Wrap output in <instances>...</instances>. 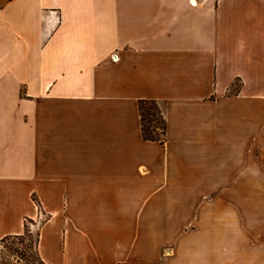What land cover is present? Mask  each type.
<instances>
[{
  "label": "crops",
  "instance_id": "obj_1",
  "mask_svg": "<svg viewBox=\"0 0 264 264\" xmlns=\"http://www.w3.org/2000/svg\"><path fill=\"white\" fill-rule=\"evenodd\" d=\"M259 146L264 0H0V243L42 214V264H220L200 226L264 189Z\"/></svg>",
  "mask_w": 264,
  "mask_h": 264
},
{
  "label": "rangeland",
  "instance_id": "obj_2",
  "mask_svg": "<svg viewBox=\"0 0 264 264\" xmlns=\"http://www.w3.org/2000/svg\"><path fill=\"white\" fill-rule=\"evenodd\" d=\"M238 86V82L234 83L231 92L236 90ZM148 107L149 105H145L144 109L147 110ZM145 117L144 125L153 129L162 138L160 128L156 129V126H160L159 118L155 116L158 120L155 122L154 120L152 121V117L149 115H145ZM255 155L254 162H257L264 168V150L262 146L256 148ZM248 192L251 194L248 198H243L240 194L235 197L237 200L236 206L231 205L229 207L225 205L224 209L222 207L219 209L216 207L218 206L216 204L212 206L226 220L218 223H202L204 228L201 224L198 245L204 250V260L206 262H208L209 257L212 255L207 253V251L214 248L215 250H219V253H216L214 256L215 258H219L220 264H264V248L260 249L264 244V189L257 183ZM214 197L216 198V194ZM245 199L251 200V203L247 202L245 205ZM228 210H230V213ZM44 219L45 216L40 214L37 219L27 221V228L24 234L18 237H6L2 240L0 243L2 262L5 264H40L35 253V245L38 228ZM251 220L254 223L252 227L253 231H245L244 227L249 225ZM229 226H231V229L236 227L239 235L237 239L229 237ZM213 233L215 234L214 237ZM190 240L196 241L195 238H191ZM233 248L238 249L237 253L234 252Z\"/></svg>",
  "mask_w": 264,
  "mask_h": 264
},
{
  "label": "trees",
  "instance_id": "obj_3",
  "mask_svg": "<svg viewBox=\"0 0 264 264\" xmlns=\"http://www.w3.org/2000/svg\"><path fill=\"white\" fill-rule=\"evenodd\" d=\"M145 105H149L147 110L144 109ZM138 107H139L140 117H141V131H142L143 138L146 139V140H151V141L158 142L159 144L163 145L164 140H165L164 136H165L166 126H165V121H164V118L162 116L160 107L158 106V104L155 101H152V100H140L139 104H138ZM145 115H147V116L149 115L150 117H152V121L154 120L155 122L158 121L155 118V116H157L159 118L160 126L159 127L156 126V129L160 128L162 138H160L153 129H150L149 127H146L144 125V121H145V118H146ZM27 221H30V220L27 219L24 222V233H25L26 228H27V224H26ZM16 237H18V236H16ZM37 239H38V236H37ZM37 259H38V257H37ZM38 261H39L40 264H42V262L39 259H38Z\"/></svg>",
  "mask_w": 264,
  "mask_h": 264
},
{
  "label": "built area",
  "instance_id": "obj_4",
  "mask_svg": "<svg viewBox=\"0 0 264 264\" xmlns=\"http://www.w3.org/2000/svg\"><path fill=\"white\" fill-rule=\"evenodd\" d=\"M116 59H117L116 55H113V60H116Z\"/></svg>",
  "mask_w": 264,
  "mask_h": 264
}]
</instances>
